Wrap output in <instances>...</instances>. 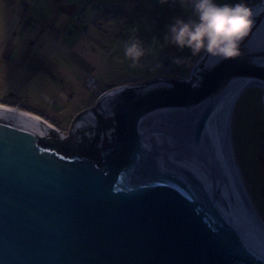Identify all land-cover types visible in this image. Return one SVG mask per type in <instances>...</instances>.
<instances>
[{"label": "water", "instance_id": "obj_1", "mask_svg": "<svg viewBox=\"0 0 264 264\" xmlns=\"http://www.w3.org/2000/svg\"><path fill=\"white\" fill-rule=\"evenodd\" d=\"M248 6L240 57L106 89L68 129L0 103V264H264L222 126L235 85L264 83V0Z\"/></svg>", "mask_w": 264, "mask_h": 264}, {"label": "rangeland", "instance_id": "obj_2", "mask_svg": "<svg viewBox=\"0 0 264 264\" xmlns=\"http://www.w3.org/2000/svg\"><path fill=\"white\" fill-rule=\"evenodd\" d=\"M189 15L179 3L159 0H0V102L45 114L68 128L74 112L95 104L99 92L115 84L188 76L203 54L160 44L173 17ZM136 37L151 49L143 68L130 67L123 52L124 43ZM174 57L185 63L174 64ZM154 58L163 67L152 71ZM90 75L99 90L88 86ZM232 127L239 169L264 219V87L252 85L240 95Z\"/></svg>", "mask_w": 264, "mask_h": 264}, {"label": "clouds", "instance_id": "obj_3", "mask_svg": "<svg viewBox=\"0 0 264 264\" xmlns=\"http://www.w3.org/2000/svg\"><path fill=\"white\" fill-rule=\"evenodd\" d=\"M160 4L175 6L177 3L185 10H190L187 18L174 16L172 22L166 26L162 49L170 44L183 51L188 49L192 56L207 54L216 58L217 63L241 56V44L248 35L254 23V11L244 0L237 3H220L218 0H159ZM158 40L153 38V46ZM143 41L136 37L126 41L123 46L124 56L131 62L132 68H143L142 59L149 54ZM154 65L150 70L155 71L163 67L154 58ZM173 63H185V58L174 57ZM160 144L164 143L159 137ZM168 143H174L171 136Z\"/></svg>", "mask_w": 264, "mask_h": 264}, {"label": "bare ground", "instance_id": "obj_4", "mask_svg": "<svg viewBox=\"0 0 264 264\" xmlns=\"http://www.w3.org/2000/svg\"><path fill=\"white\" fill-rule=\"evenodd\" d=\"M261 84H263V86ZM252 85H260V86L264 87V83H260L258 81H253V80H249V79H242L241 81H239L235 85V89L233 90V92L231 94H229L226 97V99L223 101V105H222V126L225 130V150L228 154V160L231 162L233 174H234V176H235V178L239 184L241 195L245 199L246 205L250 207L252 213L255 216H258L260 225L262 226V229L264 230V219L261 216V214H260L259 210L257 209V207L255 206V204L253 203L251 196H250V194L246 188V185L244 183L241 171L239 169L238 161H237L236 156H235L233 131H232V129H233V127H232L233 112H234L236 102L239 99L240 95L246 90V88L249 86H252ZM104 91H102V93ZM0 103H3V102H0ZM3 104L13 105V106L17 105L19 108H21L18 104H11V103H3ZM21 109H24V108H21ZM24 110L30 111L32 113H35V114L41 116L42 118L51 122L52 124H54L58 128L68 129L67 127L59 126L56 122L49 119V117H47V115H45V114H41L39 112H35V111L29 110V109H24ZM240 181H241V183H240Z\"/></svg>", "mask_w": 264, "mask_h": 264}, {"label": "built area", "instance_id": "obj_5", "mask_svg": "<svg viewBox=\"0 0 264 264\" xmlns=\"http://www.w3.org/2000/svg\"><path fill=\"white\" fill-rule=\"evenodd\" d=\"M90 78H88L87 82H88V86L89 87H96V91L99 90L98 87H97V79L96 77H93V76H89ZM99 94H102V92L100 91Z\"/></svg>", "mask_w": 264, "mask_h": 264}, {"label": "flooded vegetation", "instance_id": "obj_6", "mask_svg": "<svg viewBox=\"0 0 264 264\" xmlns=\"http://www.w3.org/2000/svg\"><path fill=\"white\" fill-rule=\"evenodd\" d=\"M97 115L99 116V118H100L101 120H103L102 113L97 112ZM103 121H104V123L107 125V124H109L110 118L106 117Z\"/></svg>", "mask_w": 264, "mask_h": 264}, {"label": "trees", "instance_id": "obj_7", "mask_svg": "<svg viewBox=\"0 0 264 264\" xmlns=\"http://www.w3.org/2000/svg\"><path fill=\"white\" fill-rule=\"evenodd\" d=\"M177 82V85H179V86H184L186 83H184V82H181V81H176ZM115 86H117L116 84L113 86V87H115ZM112 87V88H113ZM109 125L111 126V125H114V123H113V120H110L109 121Z\"/></svg>", "mask_w": 264, "mask_h": 264}, {"label": "crops", "instance_id": "obj_8", "mask_svg": "<svg viewBox=\"0 0 264 264\" xmlns=\"http://www.w3.org/2000/svg\"><path fill=\"white\" fill-rule=\"evenodd\" d=\"M86 108V107H85ZM83 109V108H82ZM82 109H79V110H77L76 112H74V114H76L77 112H80ZM73 114V115H74ZM72 117V116H71Z\"/></svg>", "mask_w": 264, "mask_h": 264}]
</instances>
